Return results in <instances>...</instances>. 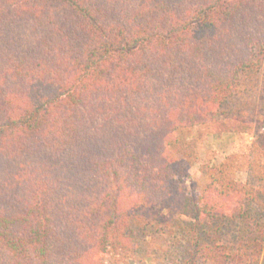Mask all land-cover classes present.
Listing matches in <instances>:
<instances>
[{
  "label": "trees",
  "instance_id": "obj_1",
  "mask_svg": "<svg viewBox=\"0 0 264 264\" xmlns=\"http://www.w3.org/2000/svg\"><path fill=\"white\" fill-rule=\"evenodd\" d=\"M263 82L264 0H0V264H264V133L184 180Z\"/></svg>",
  "mask_w": 264,
  "mask_h": 264
},
{
  "label": "rangeland",
  "instance_id": "obj_2",
  "mask_svg": "<svg viewBox=\"0 0 264 264\" xmlns=\"http://www.w3.org/2000/svg\"><path fill=\"white\" fill-rule=\"evenodd\" d=\"M256 78L263 80L260 75H258ZM247 93L248 95L246 98L248 99V104L244 108V110L247 112L245 113L243 111L240 114L242 117H239V120L243 123H247L249 127L245 132H220L217 130V124L212 123L203 126L190 127L184 131V134L195 142L198 155L197 163L190 167L187 176L184 178L185 186L190 192L199 191L205 182V177L199 170V164L219 161L223 159L226 154H229L232 151L239 153L240 159L243 161L246 159L245 156L249 152V146L254 141L256 135H261L264 133V86H262V84L255 86L253 89H249ZM242 103H244L243 100H241L239 104H235V106H242L240 105ZM229 117H225V120L235 119L234 116ZM237 176L243 182L245 179V169L241 168L238 171ZM175 192H170L168 194V199H176ZM155 196L159 197L160 193L156 194ZM150 213L158 214L163 223H166L165 219L166 217H169V215L165 213V210L157 209L152 210ZM178 220H180V223L182 221H189L187 217L184 216ZM164 228L165 227L162 224H159L158 227H155L158 235L149 241L147 245L148 247L158 248L165 243V236L163 234ZM233 229L234 226L232 225L228 227L226 231L227 239L230 242L233 241ZM156 261L157 258H155L153 261L148 259L146 264H155ZM106 263L114 264L111 259H108Z\"/></svg>",
  "mask_w": 264,
  "mask_h": 264
}]
</instances>
